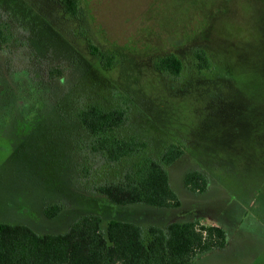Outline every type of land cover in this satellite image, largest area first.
<instances>
[{"label": "rangeland", "instance_id": "rangeland-1", "mask_svg": "<svg viewBox=\"0 0 264 264\" xmlns=\"http://www.w3.org/2000/svg\"><path fill=\"white\" fill-rule=\"evenodd\" d=\"M79 1L87 42L53 0H0V223L57 235L90 213L143 231L197 221L226 243L191 264H264V0ZM165 56L179 75L155 70ZM91 106L124 109L117 135L141 139L145 157L180 147L165 167L178 206L120 207L95 193L124 164L92 153L78 118ZM191 168L207 180L201 194L185 184ZM52 205L61 212L48 219Z\"/></svg>", "mask_w": 264, "mask_h": 264}, {"label": "trees", "instance_id": "trees-1", "mask_svg": "<svg viewBox=\"0 0 264 264\" xmlns=\"http://www.w3.org/2000/svg\"><path fill=\"white\" fill-rule=\"evenodd\" d=\"M61 19L73 26L81 41H88L90 24L79 0H53ZM84 17L86 20H84ZM63 19V20H64ZM80 32V33H79ZM90 41V40H89ZM92 58L98 51L92 50ZM107 59L106 57L104 60ZM198 70H209L208 59L196 55ZM110 61L106 62L110 66ZM158 72L179 75L181 63L174 56H165L154 63ZM122 108L103 111L95 106L82 109L78 118L90 136V149L103 164L114 168L124 164L119 179L103 183L95 193L120 207L145 205L155 208L178 206V199L169 186L165 167L181 153L171 145L159 161L144 156L145 143L135 137L117 135L126 121ZM185 184L195 193H203L207 180L200 172L188 173ZM61 207L52 205L44 210L48 219L59 215ZM100 213L80 216L63 234H38L25 225L0 223V264H191L198 256L225 246L221 227L202 226L197 221L166 227L150 226L143 231L133 223L113 217L103 224Z\"/></svg>", "mask_w": 264, "mask_h": 264}, {"label": "flooded vegetation", "instance_id": "flooded-vegetation-1", "mask_svg": "<svg viewBox=\"0 0 264 264\" xmlns=\"http://www.w3.org/2000/svg\"><path fill=\"white\" fill-rule=\"evenodd\" d=\"M192 172H198L197 169L195 168H191L190 172L189 173H192ZM198 194H201V193H198ZM188 222H193V221H188ZM195 222V221H194ZM177 223H183V222H177Z\"/></svg>", "mask_w": 264, "mask_h": 264}]
</instances>
